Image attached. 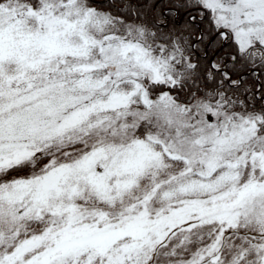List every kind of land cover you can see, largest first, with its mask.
I'll use <instances>...</instances> for the list:
<instances>
[{"label": "snow or ice", "instance_id": "6c2138e0", "mask_svg": "<svg viewBox=\"0 0 264 264\" xmlns=\"http://www.w3.org/2000/svg\"><path fill=\"white\" fill-rule=\"evenodd\" d=\"M262 77L264 0H0V264H264Z\"/></svg>", "mask_w": 264, "mask_h": 264}, {"label": "trees", "instance_id": "16d2710c", "mask_svg": "<svg viewBox=\"0 0 264 264\" xmlns=\"http://www.w3.org/2000/svg\"><path fill=\"white\" fill-rule=\"evenodd\" d=\"M101 2H103V0H101ZM170 19L172 20L173 23H176L178 25H186V24H190L191 28L195 31L198 30L196 28V22H190L189 18L187 17V15L185 14H181L180 16H172L170 17ZM200 27L202 28L203 25L201 24ZM200 48V51L202 52L204 50V46H198ZM209 54H213V52H215V49L213 46L209 45ZM222 54H226V53H222ZM262 79H264V77H262Z\"/></svg>", "mask_w": 264, "mask_h": 264}]
</instances>
